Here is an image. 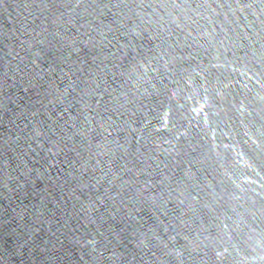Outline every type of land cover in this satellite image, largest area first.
Returning a JSON list of instances; mask_svg holds the SVG:
<instances>
[{
    "label": "water",
    "instance_id": "water-1",
    "mask_svg": "<svg viewBox=\"0 0 264 264\" xmlns=\"http://www.w3.org/2000/svg\"><path fill=\"white\" fill-rule=\"evenodd\" d=\"M0 264H264V0H0Z\"/></svg>",
    "mask_w": 264,
    "mask_h": 264
}]
</instances>
